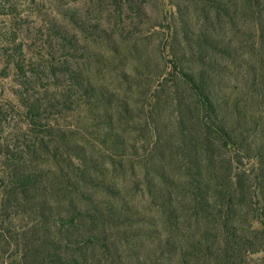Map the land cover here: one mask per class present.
I'll return each instance as SVG.
<instances>
[{
  "label": "rangeland",
  "instance_id": "rangeland-1",
  "mask_svg": "<svg viewBox=\"0 0 264 264\" xmlns=\"http://www.w3.org/2000/svg\"><path fill=\"white\" fill-rule=\"evenodd\" d=\"M226 1L229 8L218 17L215 9L198 0H0V143L25 141L28 123L58 129L70 121L76 131L71 138L86 145V154L93 157L87 143L106 133L104 144L117 142L124 149L123 164L106 174L123 187L124 200L130 202L123 222L148 227L158 221L157 209L141 177L154 157L155 129L159 139L166 140L161 149L168 176L183 179L187 162L175 154V142L181 140L179 119L190 112L185 133L194 136L202 111L194 91L181 80V70L199 74L201 69L221 105L223 121L239 126V134L249 135V157L264 158V0L257 4L239 0L238 9L234 0ZM94 24L104 29L97 30L98 36ZM204 31L217 41L200 48L197 39ZM174 55L179 61L176 70ZM72 71L103 87L110 100L105 108L110 119L102 108L93 111L95 124L87 120L92 110L64 119L59 108L50 107V102L59 107L57 85L66 82ZM30 104H35L33 120ZM108 120L107 130L103 129L100 124ZM211 154L214 163L206 168L204 154L199 158L200 170L193 172L203 169L208 185L219 187L226 183L227 152L212 149ZM243 163L241 171L247 173L255 165ZM188 166L191 170V163ZM245 181L247 187L256 184L253 176ZM174 194L187 203L181 192ZM247 221L242 218L240 226ZM124 227L114 229L113 235L120 237ZM138 232L143 236L137 238L138 251L135 237L126 242L118 238L119 251L111 249L116 261H145L147 256L155 260L154 238L144 236L148 231ZM249 262L264 264V254L254 255ZM156 263L170 261L156 258Z\"/></svg>",
  "mask_w": 264,
  "mask_h": 264
},
{
  "label": "trees",
  "instance_id": "trees-1",
  "mask_svg": "<svg viewBox=\"0 0 264 264\" xmlns=\"http://www.w3.org/2000/svg\"><path fill=\"white\" fill-rule=\"evenodd\" d=\"M198 1L205 8L215 9L218 17L230 5L226 0ZM251 2L257 4L258 0ZM234 5L241 8L239 0H234ZM93 26V30L100 31L101 25ZM216 41L208 31L197 39L200 48ZM174 57L176 70L179 61L177 55ZM199 71L181 70L180 76L194 91L202 111L194 136L191 131L185 133L190 112L182 113L179 119L181 140L175 142V154L180 153V159L187 162L183 179L168 176L166 155L161 149L166 140L159 139L155 129L157 135L151 147L154 157L144 166L141 177L157 209L158 221L148 227L123 222L130 202L124 200L123 187L106 174L123 164L124 149L117 142L104 144L106 133L98 143H87L93 157L86 154V145L71 138L76 131L70 121L58 125V129L28 123L23 132L25 141L0 143V264H157L156 258L170 264H249L254 255L264 254V158L249 157V135L239 134V126L223 121L219 115L221 105ZM67 77L66 82L57 85L59 107L49 104L59 108L60 117L66 119L78 111L92 110L87 120L96 124L93 111L102 108L106 119H110L105 109L110 100L102 86L74 71ZM35 111V104L28 105L31 118ZM108 123L100 125L107 130L104 124ZM212 149L227 152L226 183L219 187L208 185L203 169L193 172L200 170L199 158L204 154L206 168L214 163ZM157 157L161 160L155 161ZM244 160L255 164L249 173L241 171ZM248 176L254 177V187L246 186ZM175 188L187 203L182 204L175 196ZM244 217L248 221L241 227ZM161 225L165 231L159 233ZM121 226L125 227L120 237L125 242L135 237L137 251L141 248L138 239L143 238L138 230L148 231L144 236L154 238L155 260L147 256L145 261H116L117 254L111 249L119 251L121 239L112 231Z\"/></svg>",
  "mask_w": 264,
  "mask_h": 264
}]
</instances>
